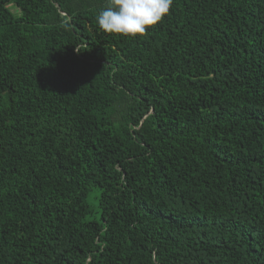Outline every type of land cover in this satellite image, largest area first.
<instances>
[{
	"label": "trees",
	"instance_id": "1",
	"mask_svg": "<svg viewBox=\"0 0 264 264\" xmlns=\"http://www.w3.org/2000/svg\"><path fill=\"white\" fill-rule=\"evenodd\" d=\"M107 6L0 0V264H264V0Z\"/></svg>",
	"mask_w": 264,
	"mask_h": 264
},
{
	"label": "clouds",
	"instance_id": "2",
	"mask_svg": "<svg viewBox=\"0 0 264 264\" xmlns=\"http://www.w3.org/2000/svg\"><path fill=\"white\" fill-rule=\"evenodd\" d=\"M172 4L173 0H108L95 20L105 33L135 37L161 22Z\"/></svg>",
	"mask_w": 264,
	"mask_h": 264
},
{
	"label": "rangeland",
	"instance_id": "3",
	"mask_svg": "<svg viewBox=\"0 0 264 264\" xmlns=\"http://www.w3.org/2000/svg\"><path fill=\"white\" fill-rule=\"evenodd\" d=\"M87 201L93 208L95 207V205L97 203V199L95 197L94 191L89 194Z\"/></svg>",
	"mask_w": 264,
	"mask_h": 264
}]
</instances>
